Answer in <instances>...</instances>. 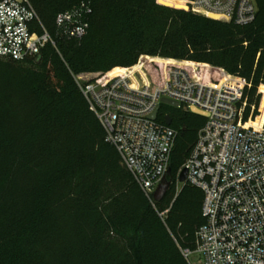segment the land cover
Segmentation results:
<instances>
[{"label":"trees","instance_id":"obj_1","mask_svg":"<svg viewBox=\"0 0 264 264\" xmlns=\"http://www.w3.org/2000/svg\"><path fill=\"white\" fill-rule=\"evenodd\" d=\"M238 27L169 8L157 0H29L47 43L35 58L0 59V264H188L204 223L203 193L176 176L205 118L172 108V183L151 203L122 164L75 78L128 69L139 57L222 68L244 79L246 116H264V0ZM89 9L86 34L67 39L58 14ZM110 39L111 46L102 45ZM148 72L154 83L161 66ZM206 82L220 76L203 69ZM160 113V114H159Z\"/></svg>","mask_w":264,"mask_h":264},{"label":"built area","instance_id":"obj_2","mask_svg":"<svg viewBox=\"0 0 264 264\" xmlns=\"http://www.w3.org/2000/svg\"><path fill=\"white\" fill-rule=\"evenodd\" d=\"M183 6L186 12L238 27L253 23L257 14L255 0H185ZM89 12L82 7L58 14L56 24L67 39L79 41ZM39 26L29 0H0V59L25 61L47 43L54 46L47 32H37ZM172 61L146 58L126 69L138 68V78L106 73L75 81L105 142L151 203L169 168L177 134L158 121V111L154 120L150 116L162 98L176 102L177 109L203 114L205 123L178 174L186 168L185 184L203 193L204 223L195 232L193 250L182 255L188 264H264V116L258 127L247 126L261 114L263 94L258 91L260 102L246 116L244 79L222 68ZM152 64L161 66L157 83L148 72ZM203 69L216 72L219 81H204Z\"/></svg>","mask_w":264,"mask_h":264},{"label":"water","instance_id":"obj_3","mask_svg":"<svg viewBox=\"0 0 264 264\" xmlns=\"http://www.w3.org/2000/svg\"><path fill=\"white\" fill-rule=\"evenodd\" d=\"M158 4L163 5V6H166V7H169V8L181 10V8H176L175 6H168V5L162 4L160 2H158ZM211 20L217 21L216 18H211ZM160 102H161L162 105H166V106H169L171 108H176L177 107V103L176 102L170 101L168 99L162 98L160 100ZM158 110H159V108H157L152 113V115L150 116V119L151 120H154L155 119L156 113H157ZM191 113H193L195 115H198V116H201V117H204V115L201 114L200 112H198L196 109L191 110ZM164 122H165V124L167 126H170L171 119H170V117L168 115H165L164 116ZM186 177H187V169L186 168H183L180 171V173L178 174L177 182L179 184H182V185L185 184ZM171 183H172V178H171L170 169L168 168L167 171H166V173H165V175L163 176V178L161 179L160 183L158 184L157 188L155 189V191L153 193V200H154V202H159V201L162 200V198L164 197V195H165V193H166V191L169 188V186H170Z\"/></svg>","mask_w":264,"mask_h":264},{"label":"rangeland","instance_id":"obj_4","mask_svg":"<svg viewBox=\"0 0 264 264\" xmlns=\"http://www.w3.org/2000/svg\"><path fill=\"white\" fill-rule=\"evenodd\" d=\"M158 1V0H157ZM159 1H161L162 3H164L165 5H168V6H175L176 8H180V7H182V5H183V3H184V1L183 0H159ZM158 1V2H159ZM179 7H178V6ZM182 9V8H181ZM202 17V16H201ZM102 45H104V46H111L112 45V41L110 40V39H103L102 40ZM146 58H154V59H156V61H157V58L158 59H161V60H166L167 59V61L169 62V61H172V59L170 60V59H168V58H161V57H149V56H141V57H139V59H138V61H137V63L136 64H138V62L139 61H145V59ZM135 64V65H136ZM147 67V66H146ZM130 69V68H129ZM121 71H127L125 68H119V67H115V68H113L111 71H109V72H104V71H100V72H91V73H81L79 76H81L82 78H90L91 76H94V75H96V76H100V77H105V75H106V73H108V77H111V76H109L110 74H112V76H115V75H117V74H119ZM137 72V70H134L131 74L132 75H130V76H133L135 73ZM135 77H137L138 78V74L137 75H134ZM92 78V77H91ZM135 80V79H134ZM161 107V114L160 115H163L164 113H166V114H168V113H170L173 109L171 108V107H169V106H166V105H161L160 106ZM176 184H177V186L178 187H180V184L179 183H177L176 182ZM187 261V260H186ZM187 263H188V261H187Z\"/></svg>","mask_w":264,"mask_h":264},{"label":"bare ground","instance_id":"obj_5","mask_svg":"<svg viewBox=\"0 0 264 264\" xmlns=\"http://www.w3.org/2000/svg\"><path fill=\"white\" fill-rule=\"evenodd\" d=\"M159 1V0H158ZM184 1V3H185V0H183ZM160 3H162L161 1H159ZM184 3H183V5H184ZM162 4H164V3H162ZM182 5V7H180V8H182L183 9V6ZM178 6V5H177ZM179 7V6H178ZM168 63H171V64H174L173 63V61H169ZM134 70H138V68H134V69H132L131 71H129V72H127V71H121L119 74H117V75H115V76H122V75H124V74H126V75H128V76H130V75H132L133 73V71ZM132 73V74H131ZM113 74V73H112ZM112 74H110L109 76H111V77H115V76H112ZM261 124V122L260 123H258V124H256V125H254L255 127H258L259 125ZM247 126H252V125H247Z\"/></svg>","mask_w":264,"mask_h":264}]
</instances>
